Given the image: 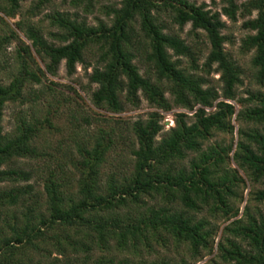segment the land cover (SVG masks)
Returning a JSON list of instances; mask_svg holds the SVG:
<instances>
[{"label": "trees", "instance_id": "16d2710c", "mask_svg": "<svg viewBox=\"0 0 264 264\" xmlns=\"http://www.w3.org/2000/svg\"><path fill=\"white\" fill-rule=\"evenodd\" d=\"M23 1L0 0V14L16 18ZM57 1L35 0L26 18L14 23L16 30L0 17L8 27L0 34V56L10 41L20 43L9 82L1 78L0 60V264H264V215L253 217L246 207L245 218H238L231 203L242 174L261 182L255 199L264 201V92L238 97L244 72L225 50L222 20L235 21L240 10L250 18L241 51L252 53V80L264 87V0H221V12L188 0H121L118 6L111 0H59L71 10L47 15L49 42L42 25L31 20ZM96 7L106 20L92 25L82 13ZM163 14L174 26L189 24L191 34L204 35L209 51L202 65L199 52L169 29ZM89 57L95 60L88 75L96 87L93 106L120 114L142 96L156 111L129 127L136 147L128 174L103 179L115 134L98 129L58 172H49L38 192L33 172L18 162L42 156L35 139L43 128L23 121L5 134V104L22 101L28 85L56 76L62 63L69 76L77 65L88 69ZM213 72L219 90L208 81ZM196 106L191 116L176 114L175 126L157 139L163 131L157 111L192 112ZM233 116L242 125L235 168L229 166L232 144L207 145L216 134H233ZM218 221L229 223L215 244ZM181 248L185 253L171 256Z\"/></svg>", "mask_w": 264, "mask_h": 264}, {"label": "rangeland", "instance_id": "374dc122", "mask_svg": "<svg viewBox=\"0 0 264 264\" xmlns=\"http://www.w3.org/2000/svg\"><path fill=\"white\" fill-rule=\"evenodd\" d=\"M121 0H111V5H119ZM197 5L205 4L206 7L213 12H221L223 6L221 0H188ZM35 0H24L22 3L21 15L16 16L14 19H8L0 14L4 22L7 23L11 29H15L14 23L21 20L24 16L26 18L27 11L32 7ZM246 0H239L238 4L244 3ZM71 10L68 5H62L58 0L52 7L42 9L40 15L33 18L31 21L36 25H42L45 38L49 39L48 33L50 23L46 19L47 15L51 14L53 10ZM241 10L238 12L235 21H231L226 17H222L225 22V29L223 35L226 38L225 50L242 68L244 75L242 78V85L238 88L237 93L239 98H246L248 91L264 92V87L257 86L252 80V71L250 61L252 53H245L241 51V41L251 32L243 28V24L249 17H243ZM255 13L251 18L255 17ZM88 22L92 25L96 24V20H106L105 17L99 13V7H96L91 14L85 15ZM162 20L165 22L169 29L178 34L182 39L186 40L192 47L199 52V65H202L209 51V46L202 33L197 36L190 33L191 26L188 24L182 29L178 26L171 24L167 15H162ZM0 34L8 33V27L0 23ZM16 30V29H15ZM21 40L25 41L21 33H17ZM20 46L17 41H10L5 46L1 56L2 73L1 78L4 82H9L7 78L13 73L11 67L14 60L16 49ZM41 68L43 66L36 60ZM91 66L85 69L84 65H77L75 72L69 76L66 73L64 63L61 64L56 76L45 75L41 79L40 84L28 85L24 91V99L22 101L8 102L5 104L2 127L5 134L13 132L16 127L23 121L38 122L43 128L40 135L35 139V146L41 157L37 159H25L18 163L20 166L28 171H32L34 178L31 183L34 184L38 192L42 191L43 181L48 177L49 172L57 171L59 165H65L67 155L76 154V147L78 144L86 142L91 135L97 133L98 129L106 132L114 131V142L110 152L107 155L106 162L102 166L103 179L106 180L108 175L114 174L117 177L128 174L132 164V149L136 147L133 135L129 127L137 120H145L150 113L156 111L148 102L140 96V104L136 107L126 106L123 113L112 114L105 110L97 109L91 102V94L96 89L95 85H90L88 75L92 72V67L95 60L88 58ZM141 74H144L145 67L136 61ZM11 67V68H10ZM210 85L217 90L220 89L219 74L212 73L208 76ZM167 98L169 96L167 95ZM216 103V102H215ZM214 103V105H215ZM236 108V112L240 110L239 105L235 101H230ZM199 108V106H196ZM195 107V108H196ZM206 112L214 110L213 108H204ZM209 110V111H208ZM162 115L161 125L163 131L158 135L159 140L162 134L175 126V116L178 113H184L191 116L190 111L184 109L173 108L169 112L157 111ZM87 120V121H86ZM190 121V120H189ZM231 125L234 127L233 134H216L214 138L207 144H222L224 146L233 145V150L230 154L229 166L235 168L232 162L233 152L238 142V130L242 126L235 116L231 119ZM244 128H250L249 125L244 124ZM260 130L264 131V125L259 126ZM241 177L244 180L243 185L237 189V196L232 198L231 203L234 208L238 209V218H245V208H248V213L253 217H258V213L264 215V201L259 202L255 199V193L262 189L261 182H253L246 178L243 174ZM229 222L218 221L219 234L215 240L217 244L220 238L222 228ZM163 254V252H160ZM185 253L182 248L177 252L174 251L172 255H180ZM53 257L56 255H52ZM207 259V258H206ZM205 259V260H206ZM204 261L198 264H203Z\"/></svg>", "mask_w": 264, "mask_h": 264}, {"label": "built area", "instance_id": "2783aa9c", "mask_svg": "<svg viewBox=\"0 0 264 264\" xmlns=\"http://www.w3.org/2000/svg\"><path fill=\"white\" fill-rule=\"evenodd\" d=\"M198 109V107L194 108L193 112L190 113L191 115L195 112V110ZM209 111V110H208Z\"/></svg>", "mask_w": 264, "mask_h": 264}]
</instances>
